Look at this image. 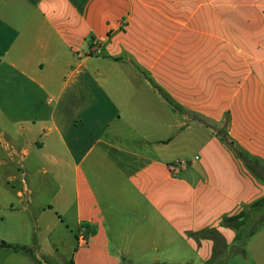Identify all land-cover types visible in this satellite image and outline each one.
Listing matches in <instances>:
<instances>
[{
    "label": "crops",
    "instance_id": "1",
    "mask_svg": "<svg viewBox=\"0 0 264 264\" xmlns=\"http://www.w3.org/2000/svg\"><path fill=\"white\" fill-rule=\"evenodd\" d=\"M261 199L264 0H0V264H213Z\"/></svg>",
    "mask_w": 264,
    "mask_h": 264
},
{
    "label": "trees",
    "instance_id": "2",
    "mask_svg": "<svg viewBox=\"0 0 264 264\" xmlns=\"http://www.w3.org/2000/svg\"><path fill=\"white\" fill-rule=\"evenodd\" d=\"M141 73L145 75V72L141 71ZM222 137L224 140H226V142L230 146H232V148H234V142L233 141H230L226 135H223ZM236 152L239 154L240 157H243L245 159V161L248 162V160L244 157V155L240 151L236 150ZM248 164H249V162H248ZM260 174H262V176H263V173H260ZM261 206H264V199H261V200L257 201L256 203H254L252 205V208L255 209V208H259ZM247 217H248L247 213H241L238 216L226 218L224 220V224L230 226L231 228H233L234 230L239 232V230L241 228L247 226ZM256 229H258V227ZM256 229H254V231H256ZM212 237L216 240V247H215V251H214V260H215L217 258V256L225 250V248L227 249V246H226V243H224L222 236H220L216 233H212ZM2 246L6 247V248H10L14 252L25 253V254L29 255L30 257H32L36 261L37 264H41V261L36 256L34 248H29L26 246H17V245H12V244H7V243H3ZM245 246H246V243H243V249L241 251L242 254H245Z\"/></svg>",
    "mask_w": 264,
    "mask_h": 264
},
{
    "label": "rangeland",
    "instance_id": "3",
    "mask_svg": "<svg viewBox=\"0 0 264 264\" xmlns=\"http://www.w3.org/2000/svg\"><path fill=\"white\" fill-rule=\"evenodd\" d=\"M264 209V207H263ZM251 211L247 217V226L241 228L238 232V245L234 248L233 252L228 253L226 256H220L213 264H226V261L232 253H239L243 249V243H246L247 239L251 234H253L254 229H256L261 222L264 220V210ZM66 247L60 248V253L54 255L51 258V264H67L68 257H66ZM240 264L239 262H234ZM233 263V264H234Z\"/></svg>",
    "mask_w": 264,
    "mask_h": 264
},
{
    "label": "built area",
    "instance_id": "4",
    "mask_svg": "<svg viewBox=\"0 0 264 264\" xmlns=\"http://www.w3.org/2000/svg\"><path fill=\"white\" fill-rule=\"evenodd\" d=\"M83 241L85 242V239H83Z\"/></svg>",
    "mask_w": 264,
    "mask_h": 264
}]
</instances>
